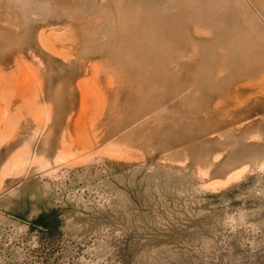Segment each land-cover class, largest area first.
Here are the masks:
<instances>
[{"label":"rangeland","instance_id":"1","mask_svg":"<svg viewBox=\"0 0 264 264\" xmlns=\"http://www.w3.org/2000/svg\"><path fill=\"white\" fill-rule=\"evenodd\" d=\"M0 264H264V0H0Z\"/></svg>","mask_w":264,"mask_h":264}]
</instances>
